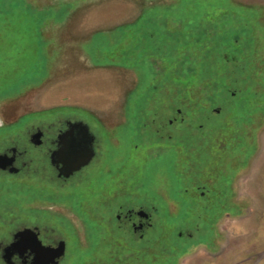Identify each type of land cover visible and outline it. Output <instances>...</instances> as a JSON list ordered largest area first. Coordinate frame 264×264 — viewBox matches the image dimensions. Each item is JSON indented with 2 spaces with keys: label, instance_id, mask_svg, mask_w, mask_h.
<instances>
[{
  "label": "rangeland",
  "instance_id": "obj_1",
  "mask_svg": "<svg viewBox=\"0 0 264 264\" xmlns=\"http://www.w3.org/2000/svg\"><path fill=\"white\" fill-rule=\"evenodd\" d=\"M0 83L29 85L3 110L24 115L15 131L79 118L98 138L61 193L29 180L33 201L59 203L39 215L66 241L63 264H251L264 251V0H0ZM177 109L190 140L163 138ZM132 198L155 205L141 202V239L114 231Z\"/></svg>",
  "mask_w": 264,
  "mask_h": 264
},
{
  "label": "flooded vegetation",
  "instance_id": "obj_2",
  "mask_svg": "<svg viewBox=\"0 0 264 264\" xmlns=\"http://www.w3.org/2000/svg\"><path fill=\"white\" fill-rule=\"evenodd\" d=\"M28 86L21 84V88L16 92L0 95V208L5 212L0 214V264H44L45 258H40L36 252H45V249L62 250V244L63 256L55 259V263L51 264H63L66 258L65 252H68L66 241L61 231L51 222L53 219L39 215L40 213L52 214L51 209L56 210L59 203L51 200L33 201L35 193L32 194L31 189L35 188L28 185L29 180H33L39 186L37 188L39 191L40 184L47 187L40 191L43 194L50 188L58 194L61 193L63 186H70L76 179L89 173V166L98 154V138L90 129L94 135L92 146L95 155L86 166L69 173V170L65 169V162L78 157V154L74 153L77 149L74 144L77 143L78 138L73 140L67 137L68 141L64 140L63 135L70 131L74 123L83 122L87 124L88 129L89 124L79 118H65L53 122L23 125L15 131L14 123L24 115H19L15 121L8 120L7 117H3V110L5 107L6 109L10 107L11 110L14 100L23 98L28 92ZM176 111L180 119L171 116L172 119L168 121V125L178 128H175L176 132L162 131L163 138L173 140L176 135H179L178 139L190 140L191 138L187 136L190 122L186 120V113L179 109ZM178 123L181 126H178ZM155 131V133L160 132L159 129ZM195 140L201 143L199 138L195 137ZM83 148L80 146L79 154ZM14 181L17 182L14 183ZM13 192L23 194L22 208L17 211L11 209L15 204L12 198ZM132 199L133 202L125 206L118 205L119 209L114 212L117 213L115 220L122 224L121 226L118 224L114 231L132 238L139 234L138 237L141 239L144 233L153 228L150 223V213L145 210L148 206L153 208L155 205L146 199ZM142 201H145L148 206L142 204ZM43 205L46 206L43 207ZM122 207H125V212ZM20 213L25 216H21ZM55 214H59L58 210ZM58 217L63 220L60 215Z\"/></svg>",
  "mask_w": 264,
  "mask_h": 264
},
{
  "label": "water",
  "instance_id": "obj_3",
  "mask_svg": "<svg viewBox=\"0 0 264 264\" xmlns=\"http://www.w3.org/2000/svg\"><path fill=\"white\" fill-rule=\"evenodd\" d=\"M64 140H68L67 137L74 140V138H78L76 140L77 143L74 145L77 149L74 153L78 154L77 158L67 160L65 169L69 170V173L79 170L81 167L86 166L95 155V151L93 149L92 143L94 140V135L91 133L90 128L88 129L87 124L83 122H77L71 125L70 131L63 135ZM89 145V147H88ZM80 146H83V150L81 154H79ZM37 256L40 258H45L44 264L55 263V259H59L63 256V244L61 249H45V252H36Z\"/></svg>",
  "mask_w": 264,
  "mask_h": 264
},
{
  "label": "crops",
  "instance_id": "obj_4",
  "mask_svg": "<svg viewBox=\"0 0 264 264\" xmlns=\"http://www.w3.org/2000/svg\"><path fill=\"white\" fill-rule=\"evenodd\" d=\"M251 264H264V251L258 254Z\"/></svg>",
  "mask_w": 264,
  "mask_h": 264
}]
</instances>
